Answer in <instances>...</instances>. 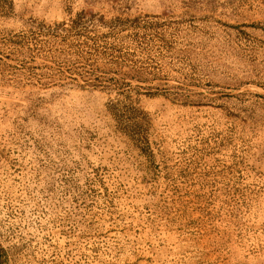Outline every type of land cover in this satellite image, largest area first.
Returning a JSON list of instances; mask_svg holds the SVG:
<instances>
[{"label": "rangeland", "instance_id": "374dc122", "mask_svg": "<svg viewBox=\"0 0 264 264\" xmlns=\"http://www.w3.org/2000/svg\"><path fill=\"white\" fill-rule=\"evenodd\" d=\"M0 245L264 264V0H0Z\"/></svg>", "mask_w": 264, "mask_h": 264}, {"label": "trees", "instance_id": "16d2710c", "mask_svg": "<svg viewBox=\"0 0 264 264\" xmlns=\"http://www.w3.org/2000/svg\"><path fill=\"white\" fill-rule=\"evenodd\" d=\"M93 16L94 14L92 11H89L87 13L84 11L77 12L75 16L70 20L69 25H71V27L73 28L74 27L76 28L78 24L80 23V21H83L84 18H86V20H90ZM98 17L101 18L100 15ZM118 20H119V17L116 15V16H113L110 21L115 23V21H118ZM4 258H5L4 250H3V247L0 245V264H2Z\"/></svg>", "mask_w": 264, "mask_h": 264}]
</instances>
